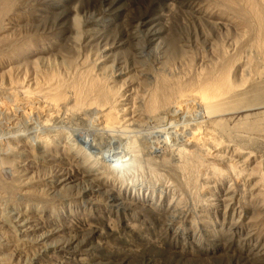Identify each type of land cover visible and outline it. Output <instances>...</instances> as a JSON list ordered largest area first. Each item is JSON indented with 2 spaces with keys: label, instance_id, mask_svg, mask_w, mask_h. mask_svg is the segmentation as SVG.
I'll use <instances>...</instances> for the list:
<instances>
[{
  "label": "rangeland",
  "instance_id": "1",
  "mask_svg": "<svg viewBox=\"0 0 264 264\" xmlns=\"http://www.w3.org/2000/svg\"><path fill=\"white\" fill-rule=\"evenodd\" d=\"M246 1L1 9L0 264H264V38ZM228 56L218 110L194 97L150 109L161 79L197 81L202 96L200 76ZM86 68L114 94L116 121L35 108L52 102L51 79ZM186 153L209 160L198 177Z\"/></svg>",
  "mask_w": 264,
  "mask_h": 264
},
{
  "label": "bare ground",
  "instance_id": "2",
  "mask_svg": "<svg viewBox=\"0 0 264 264\" xmlns=\"http://www.w3.org/2000/svg\"><path fill=\"white\" fill-rule=\"evenodd\" d=\"M9 2H10V0H0V19H1V9L3 7H8L7 5ZM248 2L250 5L247 3V1H246L247 5L246 4L245 5L246 6L249 5L248 6L249 11L246 10L245 6H243V8L245 11H247L246 12L247 14H250V16H251V14H254V16L257 19V23H258L257 31H260L259 34H261V31L264 32V0H248ZM234 7L238 8V6L237 7L234 6ZM234 10H232V11H234ZM232 11H231V13H234V15L237 14V12H236L237 9L235 11L236 13L232 12ZM238 11H239V9H238ZM245 11H243V12L245 13ZM248 12H250V13H248ZM254 16H252V17H254ZM248 20L246 22L247 24H248ZM250 21H252V20L250 19ZM252 23H251V25H252ZM263 32H262V35H260V36L258 35V38H260L261 36H263V38H264ZM252 33H254V32H252ZM256 34H255V36H256ZM255 38H257V37H255ZM248 44H250V42ZM246 46H248V45H246ZM235 58H237V56L234 58H231V57L229 58V56H228V58H224V59L222 58L223 61L225 60V62L223 63L224 67L223 66L221 67V69L223 68L222 73H219L215 68V69H213L215 71L214 72L212 71L213 73H211L209 77L203 78L206 75L200 76V80H199L198 84H196V85L201 84L200 90H202V96L194 95L192 93L193 91L191 90V88H192V85L194 84L195 81L194 82L190 81L188 83V81L184 82V81L177 80V81H174L171 83L166 78L161 79L160 85H157L155 90H153L154 93L151 96L152 99H151L150 109L157 111L162 106H166V105H169L172 102H174L176 97H181L182 99H185L187 101L189 99H191V97H194L196 99H200L199 102L202 101V103H206L205 104L206 107L213 109L214 111L218 110L217 105L215 106V104L213 103V99L221 96L224 92H226L225 94L228 93L229 90L227 91L226 87L230 84H228V85L225 84V83H228L227 82L228 81L227 80L228 73H229L228 68H230V67H228V65L230 63H233V61L236 60ZM238 59H239V57H238ZM219 68H220V66H219ZM219 68H217V69H219ZM221 69H219V71H221ZM82 71L71 81V83L64 84V82H62V80L58 81V80H55V78H54V80L52 81V79L50 78L51 79L50 80L51 81L50 90H52L53 95L49 96L48 100L51 99L52 102L48 105H44L47 103V102H45L44 104H41V106H37L35 108H37L38 110H48L49 108H51V110L54 109L57 112V111H59V109L61 107H63V105L67 106L68 103H70V104L73 103V105L71 106L72 109L78 111L81 109L88 108V109H93L95 111H101V112L107 114L110 118L111 123H113L114 121H116V113H115L114 105H113V102L115 100L114 94L109 89L107 83L104 80L99 79L97 76H95L93 74V72L90 70V68H86L85 70H82ZM217 73H219L220 75H217ZM207 74L209 75V72H207ZM224 87L226 88V90ZM193 89H196L195 86ZM24 90L18 91L17 88H14L13 94H16L15 97L17 99H20V98H22V97H20L22 95H19V94L24 95L26 92V90L25 91ZM189 90H191L192 92L190 93ZM231 90L232 89H230V93H231ZM225 94H223L221 97H223ZM12 97H9V98L14 99ZM193 99H191V100H193ZM213 106H215V107H213ZM164 110L166 111L168 109H164ZM199 114H200V112H199ZM186 155H187V157L184 156V157H186L185 158L186 161H184L185 163L183 164V168L181 167L182 170H184V172H186V171L191 172L192 171V174H195L196 169H198V170H199V168L202 169L206 165L205 162H207V161L209 162V160L204 159L205 156L201 157V156H198V155L193 154V153H190V154L186 153ZM210 164H211V162L208 163V165H210ZM219 164H221V163H219ZM215 166L217 167V165H214V168H215ZM216 169L217 168H215V170ZM179 171H181V170L179 169ZM217 171H218V169L216 170V173H217ZM200 172H201V170H200ZM181 173H183V172H181ZM198 175L199 174H197V177H198ZM194 179H196V178H194ZM192 182H193V178H192V181L190 183H192ZM197 183H198V180H197ZM197 183H194L193 186L195 184L197 185ZM188 186H190V185L188 184Z\"/></svg>",
  "mask_w": 264,
  "mask_h": 264
}]
</instances>
